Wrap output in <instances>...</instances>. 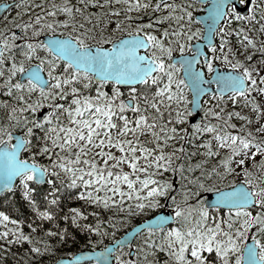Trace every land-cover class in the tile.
I'll return each instance as SVG.
<instances>
[{
	"label": "snow or ice",
	"instance_id": "snow-or-ice-1",
	"mask_svg": "<svg viewBox=\"0 0 264 264\" xmlns=\"http://www.w3.org/2000/svg\"><path fill=\"white\" fill-rule=\"evenodd\" d=\"M196 3L16 0L0 264H264V0Z\"/></svg>",
	"mask_w": 264,
	"mask_h": 264
},
{
	"label": "trees",
	"instance_id": "trees-1",
	"mask_svg": "<svg viewBox=\"0 0 264 264\" xmlns=\"http://www.w3.org/2000/svg\"><path fill=\"white\" fill-rule=\"evenodd\" d=\"M138 219V218H137ZM136 221H134L133 223H135ZM130 226L128 225H125L123 228H121V232L125 231L126 229H128ZM119 236V234L117 235ZM116 238V237H115ZM93 240L96 239V237H92ZM113 238L111 237H105L103 239V242L102 243H99L97 245V247H100V246H104L105 244H107L109 241H111ZM24 247H27V244L25 243ZM86 248H90L88 245H87V239L83 236V234H79L71 243H68V244H65L63 245L62 247H58L57 248V251L55 253V255L57 257H60L62 253H66L68 251H71V252H76L78 250H81V249H86ZM14 252H17V249H13ZM22 253H19L17 252V255H21ZM66 256V255H64ZM45 261H47L49 259L48 256H45L44 257ZM6 264H13V257L11 255H9L8 259H7V262Z\"/></svg>",
	"mask_w": 264,
	"mask_h": 264
},
{
	"label": "flooded vegetation",
	"instance_id": "flooded-vegetation-1",
	"mask_svg": "<svg viewBox=\"0 0 264 264\" xmlns=\"http://www.w3.org/2000/svg\"><path fill=\"white\" fill-rule=\"evenodd\" d=\"M3 1L14 2V3L11 5V13H9L8 11L5 10L3 13L0 14V25L5 23V20H4L5 16H10L11 14H14L17 11V9L15 8L16 0H0V3ZM210 2H211V0H203V5H206L207 3H210ZM203 5H201L199 3V0H197L196 7L193 9L194 17H195V15H199V14H202L204 12V6ZM238 8H239V5H238Z\"/></svg>",
	"mask_w": 264,
	"mask_h": 264
},
{
	"label": "water",
	"instance_id": "water-1",
	"mask_svg": "<svg viewBox=\"0 0 264 264\" xmlns=\"http://www.w3.org/2000/svg\"><path fill=\"white\" fill-rule=\"evenodd\" d=\"M14 2H7V1H3V2H1L0 4H9V5H12ZM5 11V9H3V8H0V14L1 13H3ZM201 114V113H200ZM194 115V114H193ZM197 118H199V116H197ZM128 230H130V228L128 229ZM117 238H119V237H117ZM112 242V241H111ZM111 242H109V243H111ZM108 243V244H109ZM108 244H106V245H108ZM105 245V246H106ZM99 248V247H98ZM88 250H91L90 248H88V249H82V250H79V251H88ZM79 251L78 252H76L75 254H79ZM60 258H65V259H69L70 257H67V256H63V257H60ZM85 261H87L89 258H87V257H85V258H83Z\"/></svg>",
	"mask_w": 264,
	"mask_h": 264
}]
</instances>
